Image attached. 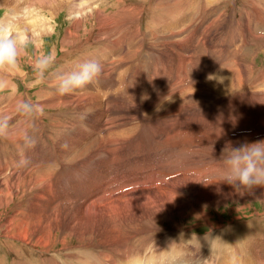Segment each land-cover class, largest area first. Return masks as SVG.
<instances>
[{"label":"bare ground","instance_id":"bare-ground-1","mask_svg":"<svg viewBox=\"0 0 264 264\" xmlns=\"http://www.w3.org/2000/svg\"><path fill=\"white\" fill-rule=\"evenodd\" d=\"M7 1L10 3V5H15L16 1L19 2L20 5L16 7L22 5L24 6L21 7L20 12L19 11H14L12 13L10 12L9 15L5 16L4 19L1 20L0 24L11 23L13 25H17L18 27L26 30L29 36L34 39V41L37 38L40 39L41 37L45 36L46 34L48 35L53 31L52 24L50 25L49 23V21L53 20L52 18L53 13L50 15L52 20L50 19V17L47 18L46 14L41 15L40 13L38 18H33L31 17L32 12L29 13L27 17H23L21 16L22 9L29 3V0H23V3H21L20 0H15V1L7 0ZM80 1L81 0L67 1L69 3V7H68L69 9H66L67 16L69 19L70 28L73 31L71 32L69 28L68 30H66L65 34L70 36L73 33V37H74L77 36L79 33H81L82 30H84V34L86 35V39L84 41L75 40L72 43L67 42L65 40L63 41V44H65L66 46H71L73 48L72 52L80 51L84 45H88L89 42L91 41L102 44V46L104 45L106 53L108 50L111 49L110 53H115L117 55L120 52L121 46L124 42L128 44L132 42L135 43V40L132 38H130V40L125 39V41H123L124 39H122L121 36L125 37L124 36V34L126 33L125 31L128 29L129 26L133 27V29L136 28L135 32L137 35L140 34L141 30L138 24L139 21L141 20V16L143 12H140L139 14H133L127 9L134 6V7H138V9L141 10L143 9L142 8L144 6L143 4L139 3L138 6H135L134 3L130 2L128 3L127 6L124 7V3L126 1L123 2L122 0L121 1L118 0L119 3L123 5V8L119 7L120 5L119 6L117 5L119 8L115 11V14L104 15L99 5L93 6L91 5L92 3L91 4L89 3L88 5H84V4L82 5L79 3ZM38 3L39 2H37L36 4ZM162 4L167 5L164 2H162ZM44 5L45 4L39 3L38 6L42 7L39 8L40 11L44 9ZM168 5L170 6V4ZM60 6H61L60 3L59 4L56 3V6L50 9L51 11L55 10L57 12L56 14H59L60 13L59 11H61ZM187 8H190L189 4ZM172 9L173 8H171V10ZM168 14H169V16H167L168 21H165L160 29H156L158 26L155 25H152V29L151 28L147 29L149 31L148 34L151 35L152 38L151 41L152 45L156 44V42H158V44L156 45L169 44L172 42L171 40L166 41L168 36H171L172 33L170 32L161 33L162 31H159L164 29L170 30V28L172 27L171 23L173 24L176 22V18L172 19L173 13H168ZM170 17L172 18L170 19ZM133 19H138V20L137 22H133L132 21ZM180 20L179 18H177L178 23H180L181 25L186 24L184 21H180ZM90 21H92V27H90V29H87L85 27L87 25L86 23ZM243 21L245 24L246 21L245 17ZM203 22L204 21H202V23ZM215 23H216V18L214 19L211 18L208 22H205L204 25L209 24L210 27H213ZM94 25L96 26L95 27L96 29L94 28ZM251 26L248 23V26L245 25L240 27L241 30H240V35L238 37V41L236 35L235 37L233 36L230 38L232 42L237 41L239 43V44L237 43L238 45L236 46L238 49L241 50V48H245L247 45L258 46L260 47L259 49L261 48L263 49L264 46L263 34L260 35L256 34V32L251 28ZM254 26H256V24ZM220 27L222 26L220 25ZM120 32L121 33L123 32V34H121ZM158 33L165 35L162 36L165 38V40L160 35H158ZM176 33L180 34L181 32L177 30ZM195 36L193 34V36L191 35L190 37L187 38L191 41L190 45L193 43V40H195ZM216 37H218V34H214L211 32L210 41H212V38H214V41H217ZM180 42L181 40H177L174 42L176 48L174 49L171 47L172 49L170 51V56L168 58L160 59L161 56H159V53H155V55L152 54L154 61L151 68L152 72H150V74L147 71L144 73V71L142 70V66L139 67V70H137V72L132 73V76L134 74L137 77L136 79H138V81L136 82H138V84L140 85L142 94H144L148 90L146 85V78H148V75L149 78H154V77L157 78V76L160 75L166 77L167 75L169 79L171 75H175L174 78L175 80L170 83V86L165 85L166 84L165 82L164 84L159 83L156 86V88L153 89L150 95H148L149 93L147 94L148 95L147 97H144L142 96V94L139 93L140 91L139 88H137V91H135L132 96H130L128 93H123L124 94L123 97L119 95L127 102V105L124 107H128L129 105V107L134 110L136 115H141L142 119L138 123H140V125L143 122L147 123V127L145 131L146 132L149 131L152 134L156 133L158 135L157 140L154 138L156 140L155 144H158L161 147V149L163 150L162 153L163 155H162V159L160 160L159 158L157 162L160 161L162 166L167 165L170 169L165 167L167 168V170L165 171L163 169H161L162 170L161 172L152 171V173L150 174V180L152 177L164 176V174H167L169 176L172 175L171 178H173V180H171V182L166 184L168 185V195L171 196L176 189H186L189 192L188 194L189 197L200 203V207L196 213H202L203 210L208 205H210V202L215 198L213 196L218 188H220L221 191H223V194L227 196V198L238 200L239 202H242L245 199H247L246 201L250 200V202H253L256 198L257 199L264 198L261 195L262 193H264V189H259V188L254 190V195L245 194L243 196H240L239 194H236L230 186L226 184H220L218 169L214 168V167H220L219 163L217 162L218 160L215 159L216 153L214 152L215 147L218 146L216 144L217 142L216 137L220 136L221 140L224 139L226 140V138L227 139L229 138L228 136L229 134L238 133V131L239 132L243 131L240 135H237L236 138L237 141L235 146H239V144L243 142H255L256 137H258L261 134L263 138L264 114H262V112L264 113V111L262 110L264 109L261 110L260 108L261 105L260 100L264 99V93L261 90V87L264 86V68L260 69L254 66L256 68L254 70L252 66L255 65V59H251L252 61L251 62L249 61V66L247 67V70L250 73V77L244 79L245 77L243 78L242 70L241 71L239 70V66H237V62H235V57L239 55V53L228 52V54L232 56L230 60H226L227 58L226 54L225 55L220 54L221 59L218 62H214L212 60L209 62L210 65L213 67V69H216L213 72L212 69L207 64L206 66H204L205 63L200 62V65L203 68L204 75L199 79L191 75V71L187 64L188 55L186 56V54L189 52L188 51L189 47L185 48L184 50H180ZM103 49L104 48L102 47L101 50ZM197 50L198 51L196 54L197 56L196 58L198 61H200L202 59L201 58L202 55L200 54L201 52H203V49L199 47ZM258 54L259 53L256 52L254 55L252 54V56L257 57ZM246 56H248V54L245 55V58ZM88 57L89 56L86 55L81 62L88 59ZM94 57L95 54L93 55L91 60H93ZM117 57H121V58L127 57V53H124L123 55ZM156 58L162 61L161 68L157 66V62H155ZM106 60L107 59H100V57H98V60L95 59V61H98L103 67L102 75L105 73L104 66L106 65V63L104 62ZM120 61L123 65L128 63L125 59H119L114 62L115 67L120 66ZM75 65H76L75 63H72V65H70L69 68L72 67L71 68L72 70L74 68L73 66ZM163 66L165 68H163ZM230 69H233L234 71V75L232 77L229 74ZM113 71H114V67H113ZM111 73L106 72L105 80H104V75L103 77L100 75L98 82H95L96 84L95 89H98V91L96 90V93L100 97V101L104 102L106 100H109L106 99V96L103 95L102 93L99 94V90L101 89L100 86L104 82H106V85L105 87H103V89L107 90L108 88V91L111 90L110 84L112 83L108 79V77L112 79ZM14 74L15 75L19 74V71H17L15 68L0 70V79L7 80L8 82V80H10V77L14 76ZM208 76H212V78L207 79ZM254 76L256 77L255 78L256 80L252 86L253 91L248 92L246 89H242L243 86L247 84V82ZM53 82H49L47 89L49 90L54 89ZM209 82L211 83L209 84ZM92 84L93 83L85 86L83 90H86V93L84 94L83 92L80 91L81 95H77L76 99H73L72 96L69 95L61 96L57 94L56 91H54L51 93V98L48 97L49 95L43 98L37 97L36 100L38 102L37 101L35 102L42 105L43 110L52 109L54 111H57L58 112L57 114L64 115V114H68L67 110L69 109L72 110L73 112V110H75V105L77 101L78 100L81 101V99H83L85 101L84 103L85 109L87 110V114H88L86 120L89 121L90 119H94L96 117L93 120L95 124L94 125L95 132L92 133L94 134L101 133L100 139L97 141V146L93 154V157L85 156L84 151L86 150V148H82V149L79 148L80 152H76L75 151L76 149L74 151H71L68 147L66 149L61 148L60 157L54 156L53 157L54 159H52L53 160L52 166L54 168L53 169L45 168V170H42L43 166L51 165V161H49V159L46 160L44 158L43 160V157L36 158L35 161H33L32 159V162L29 166L24 165L20 163L22 159L19 157L20 155H18L21 152L20 151L21 149L19 150L20 151L19 152L16 151L14 145H12L13 149H10L6 144L0 146L1 154L3 153L2 157H0V210L12 207V214H10L11 215L10 217L5 216L6 218H3L2 217L3 215L0 213V226H1L0 238L2 237L6 241L9 240V242L13 246L14 244L12 242L14 241L15 243L17 242V244L18 242L21 243L22 249L24 248L41 249L40 250L41 252L47 253L48 249H50V247H52L53 244L55 243H60L62 245L65 244L69 245L70 243L67 240V238H64V236H61L60 241L57 242L55 238L58 236L55 235L56 232H53V229H56V230H60L61 232H67L65 234H62L65 235V237L74 238V236H77L76 240L79 243L78 245L82 247V251L69 253L71 259L73 258L75 260V262H72V264H83V263L115 264V262L113 261L114 256H116L115 258L117 259L120 258L122 260V261L120 260L119 263L123 264V261L124 262L127 261V264H129L130 258L135 256L133 251L132 253L131 252L128 253L129 249L127 246H129L133 242L134 238L132 237H134L135 234L136 235L139 234L137 232H140V230H138L139 227L136 228L132 222L135 220H143V215L139 216L137 211H129V206H128L129 202L126 200V198L136 195L132 192V190H134L137 186L143 184L144 181H140L139 183L126 181L124 189L128 193V195L122 196L120 199L117 197L120 201L118 199L113 201L112 199L113 187L111 188L112 185L110 186V184H116L118 181L115 180L117 178H113L114 180L107 178L105 179V176L108 175L107 172L109 170L113 173L112 165L117 162L116 153L118 150L121 149V147L122 148L124 147L123 144L126 145L129 144L130 146H134L133 148L135 149V151L140 150V148L143 145L145 146L148 143L149 137L147 138L146 136H143L145 131H143V135H142L141 134L142 131H137L138 130L137 128L135 129H132L131 127L127 128V126H125V123L127 121L125 123L122 122L124 119L123 118L124 114L122 113V110L119 109L117 114L114 113L104 114V112L101 113V109L100 107H98L99 103L97 101V97H96L97 95L95 96V93L93 94L91 92ZM189 86L193 87L191 90H193L194 87L195 89L189 94L184 92V94L181 97H178L179 93ZM247 88H249V86H247ZM189 91L190 90H188V92ZM117 92L122 93L121 88H118L116 91L111 90V93L113 95L116 94ZM133 96L135 97V101H133ZM21 97L24 99L26 98L24 95H20L18 97L11 96L9 102L6 103L9 105V107L0 109V114H6L8 116V124H9V127L6 128L3 133H0V137H5V139L9 138L10 144L12 143V141L13 144L15 141H18L20 137L24 135L25 132L29 133L28 129L30 127L31 121L33 120L31 114L22 115L13 110V104L15 100ZM122 102L120 101V104ZM178 102L184 104H179ZM0 103H3V101ZM224 103L226 104L225 106ZM116 104L118 105V103ZM192 104L197 106L191 107ZM250 105H255L256 111L252 107H249ZM124 110L126 111V109ZM155 111L157 112L156 115H155L156 113ZM185 111L187 112V114L190 115L188 120H186L185 114H183V112ZM216 111H218L219 115L217 114L216 118H214L212 114ZM204 113L210 115V119H208V122L206 123V126L204 128H195L198 131L195 129H191L189 127L178 129V127L180 126L192 127L193 124L200 117H203L205 115ZM232 114L234 115L232 116ZM178 116L181 117L182 121H180ZM217 118L219 119L216 121ZM11 119L12 121H10ZM101 119H106V120L104 122V121H100ZM66 120L70 121L68 118H66ZM39 121H40V116L37 117V125L39 124ZM244 121H246L247 125L241 124ZM71 123L72 121H70L69 124ZM42 125L44 127V123H42ZM140 127L142 126H139L138 128ZM63 129H65V125ZM207 129L210 130L209 134H207ZM217 132L219 133L218 135H216ZM51 136L52 135H49L48 137L52 141ZM86 137L88 138V136ZM261 140H264V138ZM119 145L120 148H118ZM91 148H92V143H91V147L88 149ZM9 150L11 151L8 154ZM24 151L22 152V154L25 153ZM202 152L204 153L203 157L200 160L199 158L197 159L195 155L200 156ZM104 153H106L107 155H105ZM25 155L23 154L22 156L24 157ZM208 157H210L211 160ZM93 159H97V161L95 162H97L98 166L94 168L92 167L91 169L90 161L91 160L93 161ZM206 161H210V162L207 165L203 164ZM120 165L122 164H119V166ZM68 166L70 167V169L68 170L70 175H68L65 171L68 168ZM189 166H200L197 168L198 169L201 168L203 170V173L201 172V174H197L198 179L192 177L186 178V176L180 177L182 176L183 173H185L186 169ZM57 167H60V170H58ZM122 170L123 168L121 167L120 171ZM83 171L84 172L86 171V173L88 174V177L86 176L87 178L84 176L86 178V180L84 181L85 183L82 184V186H78L76 184L72 190H71L72 187L70 185V188L68 189V193L67 192L62 193V190H64L65 185L69 186V184H71L70 178L72 177V174L78 172L82 173ZM60 172L63 173V178L60 175ZM117 172H118V168H117ZM81 175L83 176V174ZM78 177L80 178V176ZM78 177H74V178L78 179ZM150 180H148V182ZM115 188H117V186ZM160 188L161 187L159 186V189ZM137 189L142 190L141 191L142 195H147L144 197V199L151 203L150 208L148 209L142 208L141 210L140 209L139 210L145 211L146 213L147 211H150L152 214H155L154 216L155 218H159L160 215L163 214L161 212L162 210H167V213L171 212L172 214H177V213L188 214L187 210L191 207V204L188 201L179 200L178 198L175 201L166 198L163 202H159L156 199H159L158 197H162L160 196L162 193L159 191L153 193L157 190L149 189L147 186H145L144 188L137 187ZM95 194L96 195L100 194L101 198H97L94 201L92 197ZM106 194H107V199L103 200L102 196L105 197ZM221 201L222 204H225L223 200ZM104 203L107 204L101 205ZM218 205L219 204H216L215 206ZM73 209L74 210L88 209L89 214L96 213L100 210L106 216H103L101 218H95V222L97 224L93 223L92 221H89L86 218H83L82 220L80 219L73 220L71 218L72 214L75 213ZM207 221H209V219H207ZM105 224H106V228H105ZM81 227H83V229ZM125 227L126 229L127 228L128 229L126 230ZM243 227L245 230V228L247 229V227H251V226L250 225L246 227L235 226L233 227V230L231 229L228 230L227 232H224V234H221L222 239L226 240L229 237H232L231 241H238L242 239L243 240L242 244H244V247H246V249L249 252L253 250V247L256 249L263 250L262 248L264 247V243L261 244L262 242H260V239L264 238V234H260V231L256 232V234L253 231L249 232L250 237H256L255 242L257 245H252V244L247 245L250 241L249 239L251 238L248 237L247 239V236L243 235L245 233L242 232ZM94 228L98 229L99 231L95 232ZM174 229L171 228L170 230L174 232L175 231ZM10 230L13 231V235H11ZM232 231H234L235 233L233 234ZM91 233H94L95 236L86 237V238L82 237L89 235ZM235 234L237 238L234 237ZM141 238L140 241L139 239L136 240L140 243L141 241H143V238L142 240ZM139 243H137V245H139ZM261 245H263V247H261ZM69 247L72 248V246ZM76 248L78 247L75 246V250ZM120 248L122 249L121 251H119ZM212 248L215 249V253H216V251L218 250L216 248V245L213 246ZM72 249H70V252L75 251V250L71 251ZM114 251L118 252V254H115ZM20 257L23 256L20 255ZM82 258L84 260H82ZM15 264H19V263H15ZM30 264H33V262H30ZM49 264H52V262Z\"/></svg>","mask_w":264,"mask_h":264},{"label":"rangeland","instance_id":"rangeland-1","mask_svg":"<svg viewBox=\"0 0 264 264\" xmlns=\"http://www.w3.org/2000/svg\"><path fill=\"white\" fill-rule=\"evenodd\" d=\"M11 1H15V0H11ZM63 1L64 0H57V4L60 3V5H61L60 6L61 11H59L60 12L59 14H56L57 12L55 10L51 11V9L48 8L46 4L44 5V9H42V11H40L39 8L41 6H38L40 3L39 0H38L39 3L35 5V10L31 14V17H33V18H38L40 14L41 15L46 14L47 18H49L50 15L53 13V15H52L53 20L50 17V19L52 21H49L50 25L52 24L53 31L50 34H48V35L46 34L45 36L41 37L40 39L37 38L36 39L37 41L35 40V42L40 43L41 47L39 49H36V46L34 43L28 49L29 55L21 58L22 60L19 62L18 66L15 67V69L17 71H19V74H16V75L14 74V76H15L14 80L18 84V88H17L18 91L16 90L15 93H13L14 95L12 96V92L10 91V86H11L10 80H11V78L14 77V76H12V77H10V80H8V86L4 90H0V102L3 101V103H0V109L9 107V105L6 103L9 102V99L11 96L12 97H18L20 95H24L26 97L25 99L30 100L33 103L35 101H37L36 100L37 97L43 98V97L49 95L48 97L51 98V93L56 91V90H55V88L52 90L47 89L49 82H53V80H55L57 75L62 74L63 72H66V71H71L72 67L69 68V66L72 65V63L77 64V63L81 62L82 59H84L86 55L89 56L88 59H92L93 55L95 54L94 58L96 60H98V57H100V59H107L104 62V63H106V65L104 66V72L105 73L103 75H104V80H105L106 79V77H105L106 72L107 73L112 72L111 77L113 80L112 81L109 80L113 84V85L110 84L111 90L116 91L118 88H121V91H122V93L117 92L116 94L113 95L111 93V90L108 91V88H107V90L103 89V87H105V85H106V82H104L100 86L101 89L99 90V94L102 93L103 95L106 96V99H109V100L105 99L106 101L103 102V101H100V97L96 93V90L98 91V89H95V85H96L95 82H98L99 77L96 78L92 82L93 84L91 85V92L93 94L95 93V96L97 95L96 97H97V101L99 103L98 107H100L101 113L104 112V114H107V113L108 114L109 113L117 114L119 109L122 110V113L124 114V116H123L124 119L122 122L125 123L127 121L125 123V126H127V128L131 127L132 129L137 128L138 129L137 131H142L141 134L143 135V131L146 130L147 123L143 122L140 125V123H138V122L142 119L141 115H136L134 110L132 108H130L129 105H128V107H124L127 105V102L125 101V99L121 98L124 96L123 93H128L130 96H132L134 94V92L137 91V88L140 89L139 93L142 94V90L140 88V85L138 84V82H136V81H138V79H136L137 77L134 75L133 78L132 77L129 78V73H131V71L133 73V72H135V70L137 72V70H139V67L142 66V70L144 71V73L147 71L150 74V72H152L151 68H152L153 61H154L153 55H155V53H159V56H161L160 59L168 58L170 56L171 49L176 48V45L174 43L175 41L181 40L180 50H184L185 48L189 47V49H188L189 54L188 53L186 54V56L188 55L187 56V64H188L189 69L191 71V75L193 77H196L199 79L204 75L203 74V68L201 67L200 62H204L205 63L204 66H206V64H207L212 69V72H213L216 69H213V67L210 65L209 62L211 60L214 62H218L221 59L220 54H224V55L226 54L227 55L226 60H230L232 58V56H230L228 54V52L229 53H239V55H237L235 57V62L240 63L241 67H239V70L240 71L242 70L243 78L245 77L244 79H246L247 77H250V73L247 70V67L249 66V61L250 62L252 61L251 59H255V65L252 66V68L254 70L256 69L255 67L260 68V69L264 68V46H263V49L262 48L259 49L260 47H258V46L247 45L245 48H241V50L236 47L239 44L237 41H238V37L240 35V30H241L240 27L245 26V25L248 26V23L250 24V26L252 24L251 28L256 32V34H258V35L263 34V36H264V23H262V22H264V0H174V1H172V0H122L123 2L126 1L124 3V7L127 6L128 3H130V2L134 3L135 6H138L139 3L143 4L144 6L142 7L143 9H141L142 11L139 10L138 7H134V6L127 9L128 11H130L133 14H139L140 12H143V14L141 16V20L139 21V24H138L140 26L141 32L139 35H137L135 32L136 28L133 29V27H131V26L128 27L129 30L126 28L127 30L126 31L124 30L126 33L123 31L125 33L124 34L125 37L121 36L122 39H124L123 41H125V39L130 40V38H132L135 40V43L132 42V43H130L132 45H130V44L124 42L122 45H126V47L124 48L123 46H121V50L117 55L115 53H110L111 49L108 50L106 53L104 45L102 46V44H99L97 42H91L90 41L91 43L89 42L88 45H84L80 51H76V52H72L73 48L71 46H66L65 44H63L64 40L72 43L75 40L76 41H84L86 39V35L84 34V30H82L81 33H79L77 36H74V37H73V33L70 36L65 34L66 30H68L70 28L69 19H68L67 10H66V9H69L68 8L69 3L67 1H70V0L64 1V3H63ZM119 1H121V0H119ZM119 1L118 0H81L79 3L82 5L83 4L88 5L89 3L90 4L92 3L91 5H93V6L99 5L100 8L102 9V12L104 13V15H112V14H115V11L119 7L123 8V5L121 3H119ZM20 2L23 3V0H20ZM162 2L166 3L167 5L162 4ZM258 2H260V3H258ZM159 3H161V4H159ZM168 4H170V6ZM188 4H189L190 8H187ZM18 5H20V3L17 1H16L15 5H10V3L7 0H0V22H1V20L4 19L5 16L9 15L10 12L11 13L14 11L20 12L21 7H23L24 5L16 7ZM117 5L118 6L120 5V6L118 7ZM163 5H164V7H163ZM171 8H173L174 10L173 9L171 10ZM168 13H173V18L170 17V19L176 18V22L173 24L171 23L172 27L170 28V30L164 29V30H159V31H162L161 33H163V32L172 33L171 36H168V38L166 39V41L171 40L172 42L169 44H163V45H156V44H158V42H156V44L152 45L151 44L152 38H151V35L148 34L149 31L147 29L148 28L152 29V25L158 26L157 28L156 27L155 28L160 29L163 26L164 22L168 21V18H167V16H169ZM54 14H55V17H54ZM219 15H224V16L222 17ZM229 15H231V16L229 17ZM19 16H20V14H19ZM21 16H22V12H21ZM231 17H232V19H231ZM234 17H236V22L233 24V18ZM244 17L246 18L245 24L243 21ZM177 18H179V20L181 19L180 21H184L186 24L181 25L180 23L177 22ZM211 18L212 19L216 18V23L214 25L215 27L214 26L210 27L209 24L204 25V23L208 22ZM137 20L138 19H133L132 21L137 22ZM202 21H204V22L202 23ZM218 21H222L223 24H222V22H218ZM197 22L200 24L197 25ZM177 23H178V26H177ZM86 24L87 25L85 27L87 29H90V27H92V21L87 22ZM255 24H256V26H254ZM149 25H151V26H149ZM220 25L222 27H220ZM95 27L96 26L94 25V28ZM177 30H179L181 33L180 34L176 33ZM70 31L72 32L73 30L70 28ZM123 32L122 33L120 32V33L123 34ZM211 32L214 34H218V37H216L217 41H214V38H212V41H210L211 40L210 39L206 42V37H207L208 33H211ZM161 33H158V35H160L161 37L165 36V35H162ZM175 33H176V35H175ZM193 34H194V36L196 35L195 40H193V43L190 45L191 41L187 38L190 37L191 35L193 36ZM235 35L237 37V41L232 42L230 40V38L233 36L235 37ZM71 37H73V38H71ZM162 38L165 40L164 37H162ZM186 39H187V41H186ZM185 43L187 46L185 45ZM196 46H197V48H196ZM102 47L104 48L103 50H101ZM199 47H201L203 49V52H201V54H200V55H202L201 56L202 59L200 58L201 59L200 61H198L196 58L197 57L196 54L198 51L197 49ZM38 52L50 53V54H54V56H55V62L48 69V71L44 73L43 80L37 79L36 75L33 72L32 65L30 62L31 57L36 55ZM256 52H258L259 54L257 55V57H255V56L253 57L252 54L254 55ZM124 53H127V57H123V58L117 57V56L123 55ZM247 54H248V56H246V58H245V55H247ZM131 57H133V58H131ZM94 58H93V60H95ZM88 59H86V60H88ZM119 59H125L128 63L130 62V64L126 63L123 65L120 61V66L115 67L114 62L119 60ZM155 62H157V66H159V68L162 67V65H161L162 61L161 60H158L156 58ZM110 66H111V68H110ZM113 67H114V71H113ZM163 68H165V67L163 66ZM125 70L127 71V73H125ZM219 72H220V70H219ZM229 74L231 75V77L234 75L233 69L229 70ZM247 74H249V75H247ZM103 75L101 74L102 77H103ZM174 78H175V75H171L170 79L167 77V75H166V77L163 75H160V76H157V78L156 77L149 78V75H148V78H146V85H147L148 90L144 94H142V96L147 97L148 95H150L152 93L153 89L156 88V86L159 83L164 84V82H165L166 83L165 85L170 86V83L175 80ZM211 78H212V76L207 77V79H211ZM255 78H256L255 76L252 77L247 82V84L244 85L245 87L243 86L242 89H246L249 92L253 91L252 86L256 80ZM114 80H115V83H113ZM153 80H155V81H153ZM156 80H158V81H156ZM210 83L211 82H209V84ZM247 86H249V88H247ZM187 88H185L183 91H181L180 92L181 94L179 93L178 97H181L184 94V92L189 94L195 89V87H194V89L191 90L193 88L192 86H189ZM83 89L84 88L73 90L72 92H70L66 95L72 96L73 99H76L77 95H81V92H83L84 94L86 93V90H83ZM102 90H104L105 92ZM188 90H190V91L188 92ZM261 90L264 93V86L261 87ZM119 95H121V97ZM92 101H94V100H92ZM120 101L121 102L123 101V102L120 104ZM133 101H135L134 96H133ZM115 102L118 103L119 106ZM260 102H261L260 108L262 110V109H264V99H261ZM84 103H85V101L83 99H81V101L78 100L76 105H75V110H73V112H72V110L69 109V110H67L68 114H64V115L57 114L58 112L54 111L52 109H49V110L45 109V110H43L42 115H40V121H39L38 125H37V117L32 115L33 120L30 123V127H29L28 131H29V134L31 136H33L35 139L34 146L29 148L26 144L21 143L19 141L20 139L18 141H15L14 144H13V141L10 144L9 138L5 139V137H0L1 138L0 139V142H1L0 146L1 145L3 146L4 144H6V145H8V147L10 149H13L12 145H14L16 151H19L21 149L20 150L21 152L19 151L21 154L18 152L19 153L18 155H20L19 157L21 159L27 157L31 162H32V159H33V161H35L36 158H42L43 157V160H44V158L46 160L49 159V161H51V165L43 166L42 170H45V168H51V169L54 168L52 166V161H53L52 159H54L53 158L54 156L60 157L61 148L66 149L68 147L71 151H74L76 149L75 150L76 152H80L79 148L80 149L86 148V150L84 151L85 156L86 157H93V154H94L96 146H97V141L100 139L101 133H99V134L92 133V132H95V127H94L95 124H94L93 120L96 117L94 119H90L89 121L86 120V118L88 117V114H87V110L85 109ZM178 103L184 104V103H180V102H178ZM225 105L226 104L224 103V106ZM194 106L196 107L197 105H194V104L191 105V107H194ZM262 106H263V108H262ZM105 107H106V109H105ZM245 107H247V106H245ZM249 107H252L256 111L255 105H250ZM249 107H247V108H249ZM124 109H126V111ZM123 111H125V112H123ZM262 111H264V110H262ZM156 114H157V112L155 113V115ZM183 114H185V118H186V120H188L190 115L187 114L186 111L183 112ZM204 114H205L204 115L205 117L204 116L200 117L194 123L196 126L194 124L192 127L191 126H182V127L180 126V127H178V129H183L184 127H189L191 129L204 128L206 126V123L208 122V119H210L209 114H207V113H204ZM217 114L219 115L218 111L214 112L212 114V116L214 118H216ZM262 114H264V113L262 112ZM233 115L234 114H232V116ZM217 117H219V116H217ZM41 118H42V121H41ZM66 118H68L70 121H72V123L69 124L70 121L66 120ZM178 118L180 119V121H182L180 116H178ZM218 119L219 118H217L216 121ZM105 120L106 119H101L100 121L105 122ZM10 121H12V119ZM236 121H239V120H236ZM42 123H44V127H43ZM128 124H129V126H128ZM241 124L247 125L246 121H244ZM52 125H54V126H52ZM64 125H65V129H63ZM32 126L34 127V129ZM139 126H142V127L138 128ZM62 130H63V132H62ZM195 130H197V129H195ZM251 130H253V129H251ZM209 132H210V130L207 129V134H209ZM242 132L238 131V133L229 134L228 135L229 138L228 139L226 138V140L224 139L225 141L221 140L220 136L216 137L217 138L216 144L218 146L215 147V149H214V152L216 153L215 159L219 160L221 150L225 147V145L227 143L231 142L233 144V146H235L236 141H237L236 140L237 135H240ZM89 133L91 134V136ZM138 133H140V132H138ZM218 134L219 133L217 132L216 135H218ZM49 135H52L51 136L52 141L48 137ZM86 136H88V138ZM143 136H146L147 138L149 137L148 139L150 141L148 140V143L145 146L143 145L140 148V150L135 151V149L133 148L134 146H130L129 144H128L129 145L128 146V145L123 144L121 142L124 147L123 148L121 147V149L118 150L117 153L124 151L129 156V159L126 158L125 164H122L120 166L119 165H116V166L112 165L113 166L112 167L113 173L117 172V168H118V172H121L120 171L121 167L123 169L126 168L125 169L126 172H132V173L138 172V171H141V167L144 163H149L152 165V163L159 160V158H160V160L162 159L163 150L161 149V147L158 144H155L156 140L158 139V137H157L158 135L156 133L152 134L149 131L148 132L145 131ZM263 138H264V134H263ZM263 138H262V134H261L258 137H256L255 140L257 141V140H261ZM91 143H92V148L88 149L91 147ZM149 146H151V147H149ZM174 147H176V146H174ZM118 148H120V145L118 146ZM155 150H156V152H155ZM217 150H219V153H220L219 155L217 153ZM10 151L11 150H9L8 154L10 153ZM23 151L26 153V155H25V153H23L25 155L24 157L22 156ZM32 152H34V153H32ZM117 153H116V155H117ZM2 154H1V147H0V157H2ZM104 154L107 155L106 153H104ZM203 154L204 153L202 152L200 154V156L195 155V157L197 159L199 158V160H200L203 157ZM121 157H124V156L121 155ZM139 157H145L144 162L141 165H140V163H138ZM208 158L211 160L210 157H208ZM95 161H97V159H93V161L92 160L90 161L91 169H92V167L94 168V167L98 166L97 162H95ZM209 162L210 161H206L203 164L207 165ZM165 167L170 169L167 165L162 166L161 162L159 161L154 166V168L148 172V174L150 172L152 173V171L153 172H161L162 171L161 169H163L165 171V170H167V168H165ZM197 167H200V166H189L186 169L185 173H183L182 176H180V177L186 176V178L192 177V178L198 179L197 174H201V172L203 173V170L201 168L198 169ZM135 168H137V169H135ZM214 168L219 169V167H214ZM57 169L60 170V167H57ZM69 169H70V167L68 166V168L65 170L68 175H70V173L68 171ZM46 170H48V169H46ZM113 173L109 170L107 172L108 175L105 176V179L106 178L107 179H113L110 177L111 174H113ZM81 174H83V176ZM84 174H86V175H84ZM60 175L63 178V173L60 172ZM78 176H80V178ZM84 176L88 177V174L86 173V171L85 172L83 171L82 173L81 172L73 173L72 177L70 178L71 184H69V186L65 185V188H64V190H62V193H66V192L68 193V189L70 188V185L72 187L71 190L75 187L76 184L78 186H82V184L85 183L84 181L87 178V177L85 178ZM125 176L126 175L124 173L120 174V177H125ZM74 177H78V179L74 178ZM171 177H172V175L169 176L167 174H164V176L152 177L151 180L149 178V180H150L149 186H147V187L149 189H152V190H157L153 193H156L158 191L162 193L160 195L162 197H158L159 199H156L159 202H163L166 198H169L173 201H175L177 198L179 200L188 201L191 204V207L187 210L188 214H178L177 213L178 215L182 216V217H180L177 214H172L171 212L167 213V210H162L161 212L163 214L160 215L159 218H155L154 217L155 214H152L150 211H147V213L145 211H140L142 208H146V209L150 208L151 203L144 199V197L147 195H142V193H141L142 190L137 189V187H139V188L143 187L144 188L146 182L137 186L134 190H132V192L136 195H133L129 198H126V200L129 202L128 203L129 211H137L139 216L143 215V220H135L132 222L136 228L139 227L138 230H140V232H137V233H139V234H137L138 236L135 234L136 237L135 236L132 237V238H134V240L129 246H127L129 249L128 253H130V252L132 253V251H133L135 257L137 255V251L140 253H144V255L137 256V258L142 259V260L144 259L146 262H148V264H175V263L187 264L186 262H182V261L193 260L191 258V256L193 254H195L196 252H198L194 247L189 245V244H194L198 248L200 254L203 257H205V258H206V256L210 257L211 262H216L215 264H264V256H263L264 255V247H263V245H261V247H263L262 248L263 250L256 249L253 247V250L249 252L246 249V247H244V244H242L243 243L242 239H240L238 241H231L232 237H229L228 238L229 240L228 239L223 240L222 236H221V234H224V232H227L228 230H231V229L233 230V227H235V226L236 227L237 226H245L246 227L247 224L242 225V223H240V222H243L244 220H251V222H249V225L251 227H247V229L249 231L246 228L244 230V227H243L242 232H245L243 235L247 236V239H248V237L251 238V239H249L250 241L247 245H250V244L257 245L255 242L256 237H250L249 232L253 231L256 234V232L260 231V234H264V199H257L256 198L253 202H250V200L246 201L247 199H245L244 201L239 202L238 200L227 198V196H225L223 194V191H221V189L218 188L217 191L215 192L214 196H213L215 198L210 202V205H208L203 210L202 213H196L200 207V203L193 200L191 197H189V195H188L189 192L186 189H176L171 196L168 195V185H166L167 182H165V179L170 178L169 182H171V180H173V178H171ZM115 180L118 181L116 184H110V186L112 185L111 188L113 187L112 188V190H113V196H112L113 201L117 200L118 198L120 199L122 196L128 195V193L124 189L125 184H123V185L118 184L119 179H115ZM132 182L139 183L140 181L138 178H135V181H132ZM72 183H74V184H72ZM116 186H117V188H115ZM159 186L161 187L160 189H159ZM118 187H119V189H118ZM134 191L137 193H135ZM150 194H152V193H150ZM95 195H93V197H92L94 201L97 198H101L100 194L99 195L97 194L96 196ZM105 197L102 196L103 200L107 199V194ZM220 199L223 200L225 204H222L221 203L222 201ZM105 204H107V203H104L101 205H105ZM216 204H219V205L215 206ZM108 206H110V205H108ZM74 211H75V213H73L72 217H71L73 220H75V219L82 220L83 218H86L95 224H97L95 222V218H101L103 216H106L100 210L96 213H93V214H89L88 209L74 210ZM0 213L3 215L2 216L3 218L10 217L11 216L10 214H12V207H9L7 209H1ZM207 219H209V221H207ZM92 225H94V224H92ZM81 228L83 229V227H81ZM105 228H106V224H105ZM156 228H159V229H156ZM171 228H173V229L175 228L174 229L175 231L172 232V230H170ZM125 229H126V227H125ZM96 231L98 232L99 230L95 229V232ZM10 232H11V235H13V231L10 230ZM53 232H56L55 235L58 236L55 238L57 240V242L60 241L61 236H64V238H67V240L70 242L69 245L68 244L62 245L60 243H55V244H53L52 247H50V249H48V252L45 253V252H41L40 251L41 249H32V248L22 249V244L19 242L17 244V242L15 243V241L12 242L14 244V246H13L9 242V240L6 241L4 238L1 237L0 238V264H3V263L4 264H15V263L30 264V262H33V264H49L51 262H52V264H72V262H75V260L73 258L71 259V257L69 256L70 255L69 253H75L77 251H82V247H80V245H78L79 243L76 240L77 236H74V238L65 237V235H62V234H65L67 232H61L60 230H56V229H53ZM232 233L234 234L235 232L232 231ZM89 235L82 236V237L86 238V237H94L95 236L94 233H91ZM199 235H201L202 238H199L198 237ZM0 236H1V233H0ZM141 237L143 238L144 242L141 241L139 243L137 240L139 239V241H140ZM158 237L164 238V240L158 239ZM234 237L237 238L236 234L234 235ZM142 238H141V240H142ZM76 241H77V243H76ZM136 242L139 243V245H137ZM183 242H188V244L183 243ZM217 242H219V243H217ZM260 242H262L261 244H263L264 238L260 239ZM19 244H20V246H19ZM142 245H143V247H142ZM215 245H216V248L218 249L216 251V253H215V249L212 248ZM69 246H72L73 249ZM75 246L78 247V248H76V250H75ZM68 247L70 249H72L71 251H73V250H75V251L70 252V249ZM202 247L206 250V253H203ZM158 249H160L161 252ZM121 250L122 249L120 248L119 251H121ZM243 253L245 254V257L243 260H240ZM115 254H118V252H115ZM20 255L23 257H20ZM115 257L116 256H114V260H113L115 262V264H121V263H119L121 259L120 258L117 259ZM126 257H127V255H126ZM224 258H225V260H224ZM52 259H53V261H52ZM82 260H84V259L82 258ZM177 260H178V262H177ZM199 261H202V259H199L196 257V263L195 264H202ZM83 264H85V263H83ZM123 264H127V261H125V262L123 261ZM209 264H211V263H209Z\"/></svg>","mask_w":264,"mask_h":264},{"label":"clouds","instance_id":"clouds-1","mask_svg":"<svg viewBox=\"0 0 264 264\" xmlns=\"http://www.w3.org/2000/svg\"><path fill=\"white\" fill-rule=\"evenodd\" d=\"M37 2L38 0H29V3L22 9V16L27 17L33 12ZM39 2L53 8L57 0H39ZM34 43L37 49L41 47V44L35 42L26 30L11 23L0 24V70L17 67L21 58L29 55L28 49ZM30 62L37 79L43 80L44 73L54 64L55 56L38 52L31 57ZM102 72L103 67L98 61L85 60L77 63L71 71L57 75L53 87L57 94L63 96L91 84ZM7 86V80L0 79V90H4ZM13 110L22 115L31 114L39 117L43 113V106L21 97L15 100ZM8 127V116L0 114V133ZM20 142L30 148L34 146L35 139L25 132L20 137ZM217 162L220 165L218 169L220 184L230 186L236 194L254 195L255 189H264V140L243 142L239 146H233L229 142L221 150ZM20 163L29 166L31 161L25 157ZM261 195L264 197V193ZM209 260L210 258L203 259L202 264H209ZM129 264H148V262L132 257Z\"/></svg>","mask_w":264,"mask_h":264}]
</instances>
